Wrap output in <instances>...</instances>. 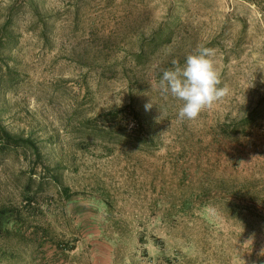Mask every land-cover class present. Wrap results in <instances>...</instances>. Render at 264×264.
I'll return each instance as SVG.
<instances>
[{
  "label": "rangeland",
  "instance_id": "374dc122",
  "mask_svg": "<svg viewBox=\"0 0 264 264\" xmlns=\"http://www.w3.org/2000/svg\"><path fill=\"white\" fill-rule=\"evenodd\" d=\"M198 44L231 91L181 122ZM0 124V264H264V0H0Z\"/></svg>",
  "mask_w": 264,
  "mask_h": 264
},
{
  "label": "clouds",
  "instance_id": "9594fccd",
  "mask_svg": "<svg viewBox=\"0 0 264 264\" xmlns=\"http://www.w3.org/2000/svg\"><path fill=\"white\" fill-rule=\"evenodd\" d=\"M215 49L198 44L187 54L183 65L177 59L170 67H159L158 91L167 99L169 96L182 102L177 119L181 122L195 121L200 114L211 109L230 94L214 64ZM151 103L146 109L151 108Z\"/></svg>",
  "mask_w": 264,
  "mask_h": 264
},
{
  "label": "trees",
  "instance_id": "16d2710c",
  "mask_svg": "<svg viewBox=\"0 0 264 264\" xmlns=\"http://www.w3.org/2000/svg\"><path fill=\"white\" fill-rule=\"evenodd\" d=\"M9 22V21H7ZM10 78V77H8ZM107 114H113V112H109ZM30 149L34 155L38 156V151L33 143L27 138H21L19 136H14L7 132L4 127L0 124V154L8 151L9 149ZM27 184H25V191H27ZM26 196V194L24 195ZM8 210L4 208H0V222L2 219L6 218L9 213Z\"/></svg>",
  "mask_w": 264,
  "mask_h": 264
}]
</instances>
